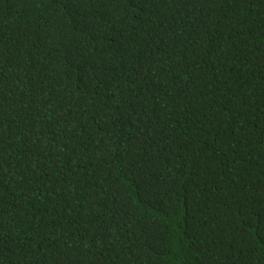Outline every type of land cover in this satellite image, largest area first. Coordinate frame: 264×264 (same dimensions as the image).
I'll use <instances>...</instances> for the list:
<instances>
[{"label": "trees", "instance_id": "16d2710c", "mask_svg": "<svg viewBox=\"0 0 264 264\" xmlns=\"http://www.w3.org/2000/svg\"><path fill=\"white\" fill-rule=\"evenodd\" d=\"M0 264H264V0H0Z\"/></svg>", "mask_w": 264, "mask_h": 264}]
</instances>
